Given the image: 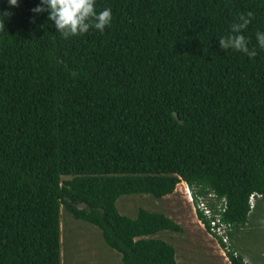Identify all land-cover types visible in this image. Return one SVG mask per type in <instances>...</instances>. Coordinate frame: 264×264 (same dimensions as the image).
Listing matches in <instances>:
<instances>
[{
	"label": "trees",
	"instance_id": "obj_1",
	"mask_svg": "<svg viewBox=\"0 0 264 264\" xmlns=\"http://www.w3.org/2000/svg\"><path fill=\"white\" fill-rule=\"evenodd\" d=\"M40 2L0 0L11 13L0 17V264H62L63 208L125 264H179L175 246L152 236L180 223L117 203L163 198L181 178L216 194L210 207L233 224L237 250L236 232L264 202V0H96L111 24L101 32L88 18L68 37L46 5L31 12ZM248 11L240 31L253 57L220 45Z\"/></svg>",
	"mask_w": 264,
	"mask_h": 264
},
{
	"label": "rangeland",
	"instance_id": "obj_2",
	"mask_svg": "<svg viewBox=\"0 0 264 264\" xmlns=\"http://www.w3.org/2000/svg\"><path fill=\"white\" fill-rule=\"evenodd\" d=\"M124 215L137 217L139 209L162 212L184 227V231H161L152 237L173 244L179 264H232L222 254L219 243L199 223L183 187L163 198L152 194H126L118 200ZM62 264H125L122 255L103 238L102 231L73 217L65 208L61 212ZM240 255L250 264H264V202L252 211L247 225L235 234Z\"/></svg>",
	"mask_w": 264,
	"mask_h": 264
},
{
	"label": "clouds",
	"instance_id": "obj_3",
	"mask_svg": "<svg viewBox=\"0 0 264 264\" xmlns=\"http://www.w3.org/2000/svg\"><path fill=\"white\" fill-rule=\"evenodd\" d=\"M7 3L10 8L15 7L18 6L19 0H7ZM45 5L47 6L48 10V19L54 21L57 29L62 32L65 37L73 34L80 35L85 33L90 26L89 23L85 22L88 18H92L95 28L100 29L101 32H103L106 25H110L112 22L111 8H104L99 12L96 11V0H41L39 4L31 9V12L40 13L45 10ZM10 14L11 13L9 10H0L2 22L3 17ZM239 18L243 22L239 24H233L231 33L228 35V37H221L220 45L226 50L231 48L232 50L239 51L241 53L247 54L250 57H253L257 53L250 50L248 47V37H246V35L240 30L248 28L254 19V13L252 11H248L247 13L241 12L239 13ZM255 37L259 49H264V30L257 31L255 33ZM182 181L186 180L181 178V181L177 185L176 191L179 186L182 187ZM197 219L199 221V216H197ZM227 260L231 261L230 255L229 259Z\"/></svg>",
	"mask_w": 264,
	"mask_h": 264
},
{
	"label": "built area",
	"instance_id": "obj_4",
	"mask_svg": "<svg viewBox=\"0 0 264 264\" xmlns=\"http://www.w3.org/2000/svg\"><path fill=\"white\" fill-rule=\"evenodd\" d=\"M182 187L188 201L192 204L193 209L197 216H199V211L210 220V227H207L206 222L199 217V223L208 231V233L218 241L219 246L223 252V255L229 259V255L234 253L236 256L239 252L235 250L232 244V239L230 236V231L233 230V224L230 222L223 221L222 214H213L212 208L210 207V199L212 201H217L216 194L210 193L207 197L204 195H199L193 189V187L186 181H182ZM261 197L259 193H253L250 197L251 207L255 206V202ZM219 203L220 211H227L226 199H222Z\"/></svg>",
	"mask_w": 264,
	"mask_h": 264
},
{
	"label": "crops",
	"instance_id": "obj_5",
	"mask_svg": "<svg viewBox=\"0 0 264 264\" xmlns=\"http://www.w3.org/2000/svg\"><path fill=\"white\" fill-rule=\"evenodd\" d=\"M171 195V194H170ZM169 196V195H168Z\"/></svg>",
	"mask_w": 264,
	"mask_h": 264
}]
</instances>
